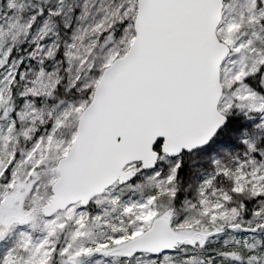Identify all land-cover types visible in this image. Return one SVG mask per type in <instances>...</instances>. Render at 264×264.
Wrapping results in <instances>:
<instances>
[{
    "label": "snow or ice",
    "instance_id": "obj_1",
    "mask_svg": "<svg viewBox=\"0 0 264 264\" xmlns=\"http://www.w3.org/2000/svg\"><path fill=\"white\" fill-rule=\"evenodd\" d=\"M0 264H264V0H0Z\"/></svg>",
    "mask_w": 264,
    "mask_h": 264
}]
</instances>
